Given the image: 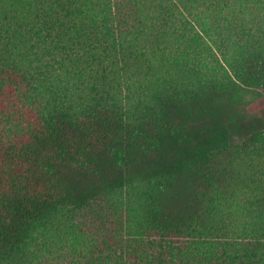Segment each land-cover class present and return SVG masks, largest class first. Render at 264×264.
Here are the masks:
<instances>
[{
	"label": "trees",
	"instance_id": "obj_1",
	"mask_svg": "<svg viewBox=\"0 0 264 264\" xmlns=\"http://www.w3.org/2000/svg\"><path fill=\"white\" fill-rule=\"evenodd\" d=\"M0 118V264H264V0H0Z\"/></svg>",
	"mask_w": 264,
	"mask_h": 264
},
{
	"label": "rangeland",
	"instance_id": "obj_2",
	"mask_svg": "<svg viewBox=\"0 0 264 264\" xmlns=\"http://www.w3.org/2000/svg\"><path fill=\"white\" fill-rule=\"evenodd\" d=\"M94 74V73H92ZM92 74H88L86 72V78L85 80H81L77 86H78V89L75 91L73 88V85L75 86V83H77V77H73L71 79V95H72V98H74L75 100H80V96L81 94H83V90H85L86 92L90 93V88L92 87V82H91V78L90 77ZM120 78V81H121V77ZM112 79V76L109 75V78H108V81H113ZM63 85H67V80L66 78H63ZM122 95V98L123 100H125L126 96V93L125 92H122L121 93ZM250 97H252V94H250ZM26 106V105H25ZM27 107L26 106L24 109H23V121L22 119H14L15 120V123L17 121H22L20 123L26 125L24 122L25 121H30L32 120L31 118L34 117V114L32 112L34 111H31L30 115L29 113L27 112ZM30 108V107H29ZM34 109V108H33ZM35 113V112H34ZM2 119L0 118V121ZM5 125H8V124H5ZM1 130H4L5 128H0ZM10 129H13V128H7V130H10ZM19 128H16V130H18ZM21 129V128H20ZM137 195H134L133 194V190H131L130 193H126L124 194L123 196H120L119 195L115 198H113L111 201L112 203H103L102 207L104 208L105 211L107 212H110V213H113L117 210L118 214H122L124 216H126V211H131V210H136L138 208V202H137ZM114 205H116V208H114ZM87 212H77L74 214V216L71 217V219L74 221L73 223L79 225V228H76V229H79L80 230V227H81V223L84 222L85 220H87ZM128 217V215H127ZM77 227V226H76Z\"/></svg>",
	"mask_w": 264,
	"mask_h": 264
}]
</instances>
